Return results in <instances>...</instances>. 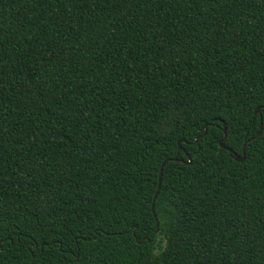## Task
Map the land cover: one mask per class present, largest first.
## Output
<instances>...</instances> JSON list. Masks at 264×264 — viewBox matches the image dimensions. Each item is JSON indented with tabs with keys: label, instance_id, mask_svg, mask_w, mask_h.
I'll return each instance as SVG.
<instances>
[{
	"label": "trees",
	"instance_id": "16d2710c",
	"mask_svg": "<svg viewBox=\"0 0 264 264\" xmlns=\"http://www.w3.org/2000/svg\"><path fill=\"white\" fill-rule=\"evenodd\" d=\"M0 264H264V0H0Z\"/></svg>",
	"mask_w": 264,
	"mask_h": 264
},
{
	"label": "water",
	"instance_id": "95a60500",
	"mask_svg": "<svg viewBox=\"0 0 264 264\" xmlns=\"http://www.w3.org/2000/svg\"><path fill=\"white\" fill-rule=\"evenodd\" d=\"M255 113H257V114L259 113L260 114L261 113V107H258L256 109ZM219 120L223 122V130H224V137H223V139H221L219 141L220 146L223 147V148L228 149L229 151H231L232 154H233V158L236 159L237 161H244L246 159V157H247L246 147H247L248 143H250L254 138H256L258 135H260L261 132H262V129H263V117H262V115H261V127H260L259 132L255 135V137H252L251 139H248L245 142V144L243 146V149H242V154H239L238 152L233 151L231 148H229L228 146H225L224 145V140L228 136L227 125H226V123H225L224 120H222V119H219ZM206 132H207V125H205V132L204 133H206ZM176 160L177 161H180V162H183V163L186 162L182 158H176ZM167 161L168 160L164 161L163 164H162L161 171H160V177H159L158 189H157V191L155 193V196H154V199H153V203H152V211H153L154 216H155V218L157 220V227H158L157 231H159V221H158L157 214H156V211H155V204H156V200H157L158 194L160 192V188H161V184H162V178H163V170H164V166H165V164H166ZM188 163H192V160L189 159L188 160Z\"/></svg>",
	"mask_w": 264,
	"mask_h": 264
}]
</instances>
